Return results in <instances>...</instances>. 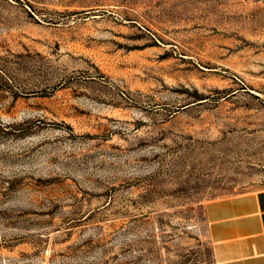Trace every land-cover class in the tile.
I'll use <instances>...</instances> for the list:
<instances>
[{"label": "rangeland", "instance_id": "1", "mask_svg": "<svg viewBox=\"0 0 264 264\" xmlns=\"http://www.w3.org/2000/svg\"><path fill=\"white\" fill-rule=\"evenodd\" d=\"M263 188L264 0H0V264H215Z\"/></svg>", "mask_w": 264, "mask_h": 264}, {"label": "crops", "instance_id": "2", "mask_svg": "<svg viewBox=\"0 0 264 264\" xmlns=\"http://www.w3.org/2000/svg\"><path fill=\"white\" fill-rule=\"evenodd\" d=\"M215 264H264V188L204 206Z\"/></svg>", "mask_w": 264, "mask_h": 264}]
</instances>
